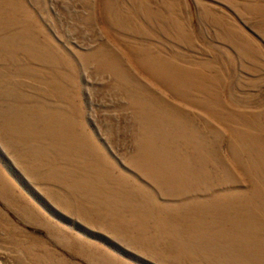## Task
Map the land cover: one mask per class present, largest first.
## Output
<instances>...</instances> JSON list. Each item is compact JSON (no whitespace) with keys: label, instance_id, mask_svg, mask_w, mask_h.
<instances>
[{"label":"rangeland","instance_id":"374dc122","mask_svg":"<svg viewBox=\"0 0 264 264\" xmlns=\"http://www.w3.org/2000/svg\"><path fill=\"white\" fill-rule=\"evenodd\" d=\"M0 264H264V0H0Z\"/></svg>","mask_w":264,"mask_h":264}]
</instances>
